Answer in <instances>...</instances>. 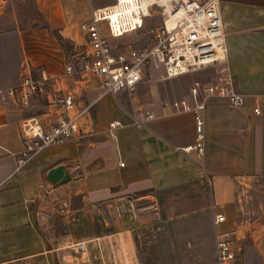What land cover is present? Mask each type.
<instances>
[{"label":"crops","instance_id":"1","mask_svg":"<svg viewBox=\"0 0 264 264\" xmlns=\"http://www.w3.org/2000/svg\"><path fill=\"white\" fill-rule=\"evenodd\" d=\"M220 13L228 68L244 104L232 110L211 102L199 112L203 153L196 156L182 150L195 143L194 113L163 110L164 103L189 100V88L183 96L167 93L168 100L151 104L147 111L155 118L137 124L126 93L99 98L94 78L66 75L73 63L51 32L79 50L84 44L79 26L91 15L88 0H0V91L18 84L26 59L47 77L60 76L55 88L73 92L77 110L88 108L74 140L46 148L19 167L22 119L42 121L57 111L37 98L27 109L0 101V264L29 258L34 264H76L78 255L69 251L78 242L85 245L81 258L91 264H171L166 245L175 229L156 210L158 200L200 186L205 178L211 186L207 211L180 215L204 218L195 238L184 240V251L191 244L197 251L190 264H202L204 240L214 260V212L225 216L220 229H238V240L243 238L236 221L237 187L264 179V0H220ZM256 106L260 116L253 113ZM112 122L119 126L110 129ZM57 165L65 167L69 180L52 185L46 174ZM252 235L264 252V224ZM109 251L113 258H104ZM186 258L183 264H189ZM260 259L264 264V255Z\"/></svg>","mask_w":264,"mask_h":264},{"label":"built area","instance_id":"2","mask_svg":"<svg viewBox=\"0 0 264 264\" xmlns=\"http://www.w3.org/2000/svg\"><path fill=\"white\" fill-rule=\"evenodd\" d=\"M160 16L159 24L146 27L154 16ZM83 34L84 48L82 69L67 65V76L76 75L97 81L99 98L121 93L132 95L151 68H162L166 79L212 69L208 81H196L189 87V100L163 104V110L171 113H194L195 143L182 148L186 153H203V119L199 115L211 102L223 103L229 109L238 110L244 97L236 90L234 78L227 64L226 37L220 13V0H114L113 5L91 11L88 22L79 26ZM145 33L144 47H125L116 51L110 39H119L129 34ZM79 54V55H81ZM77 55V56H79ZM34 71L39 73L34 78ZM54 85H49V81ZM60 76L49 78L41 67H33L23 60L19 82L0 91V101L9 100L20 108L27 109L32 101L45 95L47 105L57 111L49 112L42 121L36 117L22 119L20 137L22 148L17 159L18 166L27 164L40 152L54 145L74 140L80 133L79 120L88 108L77 110L73 92L57 90ZM47 84L52 90H47ZM256 116L260 108L253 109ZM155 118L154 113H139L135 122L142 124ZM139 119V120H138ZM138 120V121H137ZM110 129L119 126L112 122ZM65 208L67 204L62 203ZM225 221L222 213L213 214L214 264H236L238 229L222 230ZM75 252H83L85 245L78 242L70 245Z\"/></svg>","mask_w":264,"mask_h":264},{"label":"rangeland","instance_id":"3","mask_svg":"<svg viewBox=\"0 0 264 264\" xmlns=\"http://www.w3.org/2000/svg\"><path fill=\"white\" fill-rule=\"evenodd\" d=\"M88 1L91 11L97 8L109 7L114 3V0ZM160 21V16H154L147 21L145 28L159 24ZM109 41L111 46L115 49V52L122 51L123 48L129 46L144 47L145 33L144 31H141L137 34H129L119 39H110ZM63 46L68 58L67 62L69 64L73 63L72 65L76 70L82 69V66H84L86 61L79 58L72 60V57L81 54L84 48L81 47L79 50L75 49L74 46L67 41L63 42ZM212 75L213 70L207 69L177 78L166 79L162 68H151L147 71L142 83L136 88L134 93H132V95L127 94L129 107L131 111H135L137 115L139 113L148 112L147 109L151 104L158 101L163 102L168 100L169 97L166 96L167 93H170L174 98H178L185 94L192 83L196 81H208ZM48 89L52 90L50 87H48L47 90ZM36 100H38L39 103L44 102L46 104L45 95L37 97ZM210 187L209 180L205 178L204 183L200 186H188L186 188L177 189L168 192L158 200V209H154L161 213L162 217L167 222V227L175 229V233L171 235L170 244L166 245V248L170 249L167 252V255L170 256L171 264H176L177 262L183 264V258H185V256L187 257V262L190 264L191 260H193L197 253V251L191 249L193 244H191L192 247L187 245L189 249L184 251V240L187 239L188 241H192L195 238V228L197 225H199V227L203 226L204 218L195 219L185 217V215L181 217L180 215L181 213L193 209L207 211V208L205 207L211 204ZM237 196H239V199L237 202L236 221L238 226L242 227L243 230V238L237 241V264H261L260 258L264 255V252L256 249L254 245L255 237L252 234L254 229H260V226L264 224V179L255 181L253 185L249 187L245 186L242 189L237 187ZM154 225L155 224H152L151 226L154 227ZM186 226L188 228L187 231H180V227L185 228ZM180 239L181 242L179 244ZM202 246L203 257L201 256V263L214 264L213 258L209 255V245L206 240L203 241ZM69 252L73 253L75 256L78 255L80 261L76 264H91L88 258H81V252H75L74 250H70ZM113 255V251L103 252L104 258L107 257V259L113 258ZM179 255L180 257H183L181 258V261L177 260ZM74 260H77V258H74ZM5 264H34V260L33 258H29L27 260Z\"/></svg>","mask_w":264,"mask_h":264},{"label":"water","instance_id":"4","mask_svg":"<svg viewBox=\"0 0 264 264\" xmlns=\"http://www.w3.org/2000/svg\"><path fill=\"white\" fill-rule=\"evenodd\" d=\"M79 57L80 58L83 57V54L77 56L76 59ZM46 176L52 185L62 184L64 182H66L67 180H69V175H68V173L65 170V167L63 165H57V166L51 168L47 172Z\"/></svg>","mask_w":264,"mask_h":264},{"label":"trees","instance_id":"5","mask_svg":"<svg viewBox=\"0 0 264 264\" xmlns=\"http://www.w3.org/2000/svg\"><path fill=\"white\" fill-rule=\"evenodd\" d=\"M51 34L57 39V41L60 43V45L64 48L63 46V39L58 35L56 32H51Z\"/></svg>","mask_w":264,"mask_h":264}]
</instances>
